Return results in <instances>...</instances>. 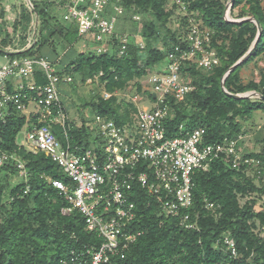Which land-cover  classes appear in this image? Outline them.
Listing matches in <instances>:
<instances>
[{"label": "trees", "instance_id": "trees-1", "mask_svg": "<svg viewBox=\"0 0 264 264\" xmlns=\"http://www.w3.org/2000/svg\"><path fill=\"white\" fill-rule=\"evenodd\" d=\"M227 1L181 0L185 7L182 13L175 0H110L108 11L120 5L123 20L130 22L132 28L123 30L129 34L126 42L112 37L105 43L108 50L98 51L95 47L75 50L79 41H83V46H87L88 41L95 42L94 36L92 33L79 35L73 22H57L56 16L47 9L55 1L31 0V14L36 13L39 19L38 38L31 47L13 55L33 59L47 57L56 62L55 38L59 37L74 53L65 54L67 60L60 59L63 70L56 73L69 71L82 82L98 78L99 86L109 97L97 93L96 100L83 102L82 106L94 115L107 116L123 125L132 122L131 110L135 112L136 107L127 102L123 108L114 92L123 90L131 81L138 84L140 90L139 80L147 71L163 70L168 64V53L175 47L188 48L186 37L191 24L197 20L198 28L208 31L207 47L216 51L219 62L209 71L194 62L181 63V70L185 72L182 78L194 88L181 101L167 97L170 113L164 119L165 135H187L201 127L207 143L237 140L248 132L242 121L249 120L255 112L264 113V70L260 69L258 79L254 77L247 82L240 75L251 61L264 55V5L262 0H234L229 9L232 18L252 20L233 22L225 18ZM64 3L70 0H61V4ZM21 14L14 20L15 27H24L22 21L31 17L28 11L24 17ZM134 15L139 19H134ZM257 23L260 35L253 46L258 36ZM238 60L240 63L227 74ZM31 82L36 85L46 82L38 64L34 65ZM250 91L261 97L234 98L228 94ZM36 95L37 91L31 90L32 100ZM8 110L5 121L0 122V154L15 153L23 162L26 174L19 182L11 184V177L19 173L17 164L13 159L0 164V264H61V259L68 258L72 252L94 249L93 245H98L100 239L86 229L81 214L76 209L68 213L61 211L69 204L50 179L66 182V176L44 152H27L16 142L18 132L26 123L28 128L46 124L63 144L67 138L72 145L86 148L89 118L80 113L81 123L77 125L67 117L65 136L59 123L50 118L40 119L37 112L27 120L14 106H9ZM258 141L262 144L261 151L242 152L244 157L258 159L257 166L233 167L232 156L221 154L210 161L207 170L194 173L195 198L189 210L192 214L198 213L196 229H186L180 226L178 219L162 214L155 196L134 185L130 200L135 203L137 216L129 228L140 230L141 235L123 251L122 257L112 255L105 264H264V236L260 234L264 226V199L260 200L264 197V126L263 136ZM241 143L242 139L237 146ZM204 200L213 202L215 210L206 208ZM224 237L234 241L236 256L226 249L221 240Z\"/></svg>", "mask_w": 264, "mask_h": 264}, {"label": "built area", "instance_id": "built-area-1", "mask_svg": "<svg viewBox=\"0 0 264 264\" xmlns=\"http://www.w3.org/2000/svg\"><path fill=\"white\" fill-rule=\"evenodd\" d=\"M55 1L62 9V19L76 24L79 35L93 34L98 51L108 50L105 43L112 37L126 42L129 34L117 27L123 15L120 5L112 6L113 11L109 12L110 0H70L64 4L61 0ZM175 1L184 13V4L181 0ZM230 5L227 1L226 19H230ZM133 18L138 20L139 16ZM136 38L142 46L139 37ZM186 39L188 48L175 47L170 51L163 70H149L144 75L149 86L144 90L149 105L136 107L132 122L118 125L100 114L89 118L86 148L72 145L67 138L63 144L46 124H34L32 128L25 125L27 152H44L67 178L66 182L50 179L69 204L61 209L62 213L76 209L83 217L86 229L100 239L98 245H93L94 249L72 252L68 258L61 259V264H105L112 255L123 256V251L141 235L140 230L129 228L137 216L135 203L130 200L134 185L155 196L162 214L178 219L180 226L186 229H196L198 213L192 214L189 210L195 198L194 173L207 170L210 161L221 154L232 156L233 167L258 165V159L244 157L241 146H237L241 136L237 140L207 143L204 141L205 130L201 127L192 129L187 135H165L164 119L170 113L167 97L181 101L194 88L182 78L185 72L181 70V63L194 62L209 71L219 62L216 51L207 47V30H201L193 23ZM13 48L11 45L0 47L3 58L0 61V122L5 121L9 106L22 113L28 110L31 116L29 106L33 102L38 107L36 112L40 119L50 118L59 123L66 136V114L59 96L63 73H56L60 70L47 57L33 59L13 55L19 52ZM35 64L42 67L46 76V82L39 85L31 82ZM31 90L37 91L34 101ZM8 159H13L18 174L25 176L23 162L15 153L0 154V164ZM204 205L213 211L216 208L211 201L204 200ZM221 240L230 255L236 256L234 241L229 237Z\"/></svg>", "mask_w": 264, "mask_h": 264}, {"label": "rangeland", "instance_id": "rangeland-1", "mask_svg": "<svg viewBox=\"0 0 264 264\" xmlns=\"http://www.w3.org/2000/svg\"><path fill=\"white\" fill-rule=\"evenodd\" d=\"M31 1V0H30ZM39 1V0H38ZM49 2H54L55 0H48ZM226 1V0H225ZM262 4L264 5V0H262ZM59 4L52 3V5L48 6L47 9L50 13L56 16V21L61 24H67L62 19L61 11L62 9L58 7ZM31 8L32 5L29 2V0H0V39L8 41L13 46H15V42H19L21 38L19 36L25 35L24 34V27L18 26L15 27L14 20L21 16L25 15V13L28 11L31 14ZM180 16L182 13L178 12ZM36 13L32 12L30 19H27L26 21H22L25 26L28 22L31 23V44L35 42L38 38V30H39V19L36 18ZM123 16V15H122ZM230 19H233L230 14ZM22 20V19H21ZM197 25L198 21L195 20ZM118 29L119 31L126 32L131 30L132 25L130 22L123 20V18H120V21L118 23ZM33 29H36L34 31ZM127 30V31H123ZM27 35V42L29 38V34ZM139 36V35H138ZM21 42V41H20ZM26 42V43H27ZM55 42L57 44L56 47V62L55 67L57 70L62 71L63 64H61L59 61L60 59L67 60L68 56H65V54H73V50H68V46L61 43V40L59 37L55 38ZM20 43V46H24L25 48L28 46V43L25 45ZM85 44V43H84ZM3 42L0 40V47L3 46ZM87 46H83V41H79L76 44L75 50H79L81 48H93L96 47V42L94 41H88L86 43ZM47 51H48V47ZM68 50V51H67ZM54 57V56H53ZM52 57V58H53ZM3 58L0 57V61H2ZM260 69L264 70V55L255 58L253 61H251L246 67H244L240 73L242 79L244 82H247L251 80L252 78H259L260 77ZM63 81L59 86V96L60 100L62 102V105L64 109L66 110V118L72 119L77 125H79L80 122V113L82 115H85L88 118H93L94 114L89 108H84L82 106L83 102H88L90 100H96L95 95L97 93H102L105 98L109 97V94H106L104 90H102L101 86H99L98 78L94 79H88L85 82L80 81L79 77L76 75L75 78L69 73V71H63ZM70 78V79H69ZM139 83L141 84V89L138 90L137 86L134 81H131L129 84L126 85V87L123 90L115 91L114 94L116 95V100L119 102L122 107L124 108L125 104L127 102H131L134 104L135 107L138 108H144L147 107L148 99H146V95L144 93V90L149 86L146 85V78L143 76L139 80ZM29 109L31 111V114L33 112H36L38 109L37 106H34L31 103V106H29ZM24 115L26 116V119L28 120L30 118V113L28 110L23 111ZM132 114L134 113L133 110H131ZM134 118V116H133ZM92 120V119H91ZM242 123H244V126L247 127L248 132L247 134L242 137V145H241V151L242 152H259L261 151V143H259L258 140L263 136V126H264V113L263 112H255L251 116L249 120H243ZM27 126V123H26ZM25 126V127H26ZM16 142L18 144H21L25 149H27V142H26V128L21 129L16 137ZM22 176L18 174L13 175L11 177V184H15L19 182L20 178ZM264 179V178H263ZM264 197H262L260 200H263ZM260 234L264 236V227H262Z\"/></svg>", "mask_w": 264, "mask_h": 264}, {"label": "water", "instance_id": "water-1", "mask_svg": "<svg viewBox=\"0 0 264 264\" xmlns=\"http://www.w3.org/2000/svg\"><path fill=\"white\" fill-rule=\"evenodd\" d=\"M230 1V3H233V1L234 0H229ZM230 21H233V22H240V21H242V20H252L251 18H242V19H229ZM257 27H258V36H257V38H256V40L254 41V44H253V46L255 45V43L257 42V40H258V37H259V35H260V26H259V24L257 23ZM35 42H33V44H34ZM253 46H252V48H253ZM252 48L249 50V52L248 53H250L251 51H252ZM240 63V60H238L237 62H235L232 66H231V68L227 71V74H228V72L229 71H231V70H233L234 68H235V66L236 65H238ZM223 83H224V80H222L221 81V85L223 86ZM229 95H231V96H233L234 98H242V97H254V96H260L261 97V95H259L257 92H255V91H250V92H246V93H244V94H231V93H228Z\"/></svg>", "mask_w": 264, "mask_h": 264}, {"label": "crops", "instance_id": "crops-1", "mask_svg": "<svg viewBox=\"0 0 264 264\" xmlns=\"http://www.w3.org/2000/svg\"><path fill=\"white\" fill-rule=\"evenodd\" d=\"M29 2L31 3V1L29 0ZM36 16V18H37V15H35ZM25 31H24V34L25 35H20L19 36V38H21V42L19 41V42H15V46H13L11 43H9V42H7V43H5V42H3V41H1V42H3V46H7V45H11L12 47H14L13 49H15V50H18V51H21V50H23V49H26V48H28V47H31V45H30V40H31V23H29L27 26H24V28H23ZM34 31H36V29H33ZM26 34H29L28 36H29V38H28V42L26 41L27 40V35ZM0 40H2V39H0ZM24 41V43L23 44H27V43H29V45L25 48L24 46H20V43L22 44V42ZM27 42V43H26ZM264 227V226H263Z\"/></svg>", "mask_w": 264, "mask_h": 264}]
</instances>
